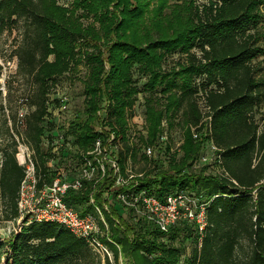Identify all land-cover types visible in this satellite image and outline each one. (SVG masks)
<instances>
[{
  "label": "trees",
  "instance_id": "1",
  "mask_svg": "<svg viewBox=\"0 0 264 264\" xmlns=\"http://www.w3.org/2000/svg\"><path fill=\"white\" fill-rule=\"evenodd\" d=\"M58 1L0 0L1 31L23 29L14 51L18 74L31 77L36 85L30 100L35 108L26 116L24 134L41 175L39 186L51 183L56 175L48 166L54 155L43 144V137L54 133V113L48 111V103L52 110L59 103L58 96L50 93V81L83 61L88 71L83 80L84 107L69 122V134L83 152L90 151L97 138L107 145L114 135L123 142L122 168L130 154L134 163L143 160L146 172L141 187L157 197L185 186L208 197H227L210 202L202 235L188 223L164 232L135 218L132 211L130 223L118 209H104L109 236L119 246H111L113 263L103 261L61 225L42 222L23 226L13 239L0 237V264L3 256L7 264H120V255L128 264H264V124L260 127L258 118L264 103V75L258 62L264 55L260 44L264 0H207L202 8L192 0H178L183 3H176L170 14H163L170 0H155L158 6L150 26L146 14L152 0H66L70 5ZM81 19L93 22L84 24ZM175 54L182 60L166 70L164 62ZM139 94L146 100L148 132L143 141L159 145L169 156L166 169L159 162L148 168L142 143L130 142L129 120ZM2 98L0 81V196L4 219L17 220L25 169L17 161L15 136L3 120ZM201 101L212 117V131L195 140L189 125L201 123ZM164 118L170 127L178 124L183 129L180 156L158 143ZM210 139L222 150L228 177L207 174L208 166L191 170ZM112 183L107 178L94 190L86 182L83 190L68 191L65 201L82 214L92 212L90 195L103 206V195ZM100 226L105 230L101 221ZM186 241L193 244L191 254L186 252Z\"/></svg>",
  "mask_w": 264,
  "mask_h": 264
},
{
  "label": "built area",
  "instance_id": "2",
  "mask_svg": "<svg viewBox=\"0 0 264 264\" xmlns=\"http://www.w3.org/2000/svg\"><path fill=\"white\" fill-rule=\"evenodd\" d=\"M0 81L3 83L2 78ZM1 89L5 92L4 86H1ZM58 99V107L54 110L48 103V111L54 113V133L43 137V144L51 148L54 155L48 162L50 169L56 171L51 183L39 186L41 175L34 152L15 136L18 143L17 161L25 169V176L21 182L17 200L19 212L17 221L20 224V230L23 226L32 223H57L76 237L83 239L103 261L109 259L112 263L114 255L111 246H118V244L109 236V226L105 220L104 209L109 210L110 207L116 209L118 207V212L127 220L130 219L129 213L132 211L135 218L145 219L164 232L183 222L193 225L199 235L203 234L207 227V210L210 202L220 196L227 197V194L208 197L202 190H192L185 186L175 188L164 198L157 197L155 193L141 187L140 178L144 176L146 169L136 171L131 154L126 160L125 168L123 169L120 165L119 151L122 149L120 138L112 135L107 145H104L101 138H97L93 148L87 153L83 152L69 134L70 121L64 116L69 109V98L66 93H62L59 94ZM201 105L204 114L201 123L197 126L189 125L195 140H200L202 135H211L212 131V117L206 115L208 108L203 103ZM135 108L136 106H134V114L129 121L134 119V122L131 123L141 124L144 129V126L146 127L145 116L137 112ZM160 128L158 143L163 147L168 146L171 153L180 156L183 139L173 146L171 128L165 118L162 120ZM131 132L132 130H130ZM129 137L130 142L134 144V137L131 135ZM139 142L135 143L140 145L141 142ZM141 147L144 156L148 159V168H154L156 162H159L160 146L141 144ZM221 152L222 150L210 139L202 153L193 161L191 170L208 166L215 168L216 174L228 177V173L222 166ZM65 161L68 163H64ZM1 164L2 156L0 154V167ZM107 178L112 179L113 183L103 195L105 200L103 206L96 204L94 194H91L88 200V204L93 205L92 212L82 214L75 207L66 203L65 196L68 191H81L85 188L86 182H91L95 190V187ZM100 221L105 225V230L101 228ZM199 242H201V238ZM121 258L120 255V264H122Z\"/></svg>",
  "mask_w": 264,
  "mask_h": 264
},
{
  "label": "rangeland",
  "instance_id": "3",
  "mask_svg": "<svg viewBox=\"0 0 264 264\" xmlns=\"http://www.w3.org/2000/svg\"><path fill=\"white\" fill-rule=\"evenodd\" d=\"M196 7L202 8V5L207 0H192ZM151 6L149 8V12L146 14V23L148 26L152 24V17L153 12H155L153 9L158 6V3L156 5V1H151ZM59 4H68L70 5L69 1L66 0H59ZM176 3H183V1L178 0H170L168 2V5L163 11V14H170V11L174 7ZM262 8V15L264 16V4L261 6ZM101 15V12L98 13ZM81 21L84 24H87L88 22H93V20L88 19H81ZM264 21V20H263ZM166 22V21H164ZM1 25V22H0ZM98 26V24L96 23ZM1 31V29H0ZM23 29L18 28L17 26H14L12 28L5 27L3 31L0 32V63L2 65V82L1 86H4L5 92L3 91V105H4V111H3V120L8 121V127L11 129V132L16 136V138L19 139V141L26 145L29 149H31V146L27 142V139L24 134L25 129V119L29 112L34 110V106H30V100L34 97L36 94V85L34 84V81L31 77L28 76H21L18 74V58L15 55L14 51L21 43L22 37H23ZM260 44L264 46V36L260 40ZM181 58V59H179ZM53 57H50V60H52ZM178 60H182L181 55L175 54L174 56L170 57L169 61L164 62V68L166 70H172L177 63ZM258 62L263 69L260 73L264 75V55L260 56L258 59ZM88 74L87 66L85 63L80 61V64L78 67L73 68L69 72H66L65 74L56 77L55 79L51 80L50 83L52 85V90L50 93L54 96H59V94L66 93L69 98V109L68 112L64 115L68 121H71L75 118L76 114L83 110L84 107V91H83V80L86 78ZM145 98L143 94L137 95L136 99V110L137 112H140L141 115L144 114L145 120H146V107H145ZM166 100L162 99L161 101V107L164 106ZM136 112V115H137ZM15 118L16 122L13 123V119ZM260 127L264 124V103L262 104L260 114L258 115ZM134 120V119H133ZM133 120L130 121V130L129 136L134 137V143L135 142H141L142 144H146L145 140L143 139L147 138V126H143L131 123L134 122ZM171 128V142L173 146H176L178 143L181 142L183 139L184 141V133L183 129L180 125L174 124ZM139 140V141H138ZM139 142V143H140ZM3 143V140L0 139V151H1V145ZM121 141V146H122ZM32 150V149H31ZM1 154V153H0ZM173 155V153L171 154ZM162 154L160 152L158 154L159 158V164H161V169H166L169 166V156ZM77 161V159H75ZM64 163H68L65 161ZM74 163V161H73ZM145 163L143 160H138L135 163L136 171H142V169L146 166H144ZM216 169L215 168H208L206 173L207 174H215ZM119 213V212H118ZM125 219V217H124ZM130 223H132L131 218L129 219ZM20 224L17 220H5L3 215V206L0 204V237L3 240H10L13 239L19 232H20ZM182 240V238H180ZM166 240V239H165ZM168 240V239H167ZM166 240V241H167ZM186 252L188 254H191L193 250V244L190 241H186ZM247 249V247H246ZM244 254H247V251H245ZM189 256V255H188ZM3 264H7V257L3 256ZM122 264H128V259L121 258Z\"/></svg>",
  "mask_w": 264,
  "mask_h": 264
},
{
  "label": "crops",
  "instance_id": "4",
  "mask_svg": "<svg viewBox=\"0 0 264 264\" xmlns=\"http://www.w3.org/2000/svg\"><path fill=\"white\" fill-rule=\"evenodd\" d=\"M117 209H118V207H117Z\"/></svg>",
  "mask_w": 264,
  "mask_h": 264
}]
</instances>
